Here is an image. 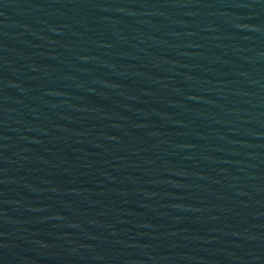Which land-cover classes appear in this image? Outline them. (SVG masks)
<instances>
[{
  "label": "water",
  "instance_id": "water-1",
  "mask_svg": "<svg viewBox=\"0 0 264 264\" xmlns=\"http://www.w3.org/2000/svg\"><path fill=\"white\" fill-rule=\"evenodd\" d=\"M0 264H264V0H0Z\"/></svg>",
  "mask_w": 264,
  "mask_h": 264
}]
</instances>
